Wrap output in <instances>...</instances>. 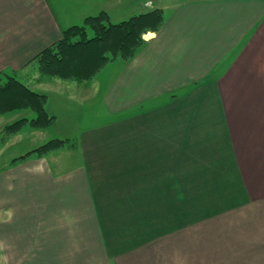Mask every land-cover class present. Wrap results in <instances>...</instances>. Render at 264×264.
Listing matches in <instances>:
<instances>
[{
  "label": "crops",
  "instance_id": "0c3cea01",
  "mask_svg": "<svg viewBox=\"0 0 264 264\" xmlns=\"http://www.w3.org/2000/svg\"><path fill=\"white\" fill-rule=\"evenodd\" d=\"M154 2L141 51L80 80L35 57L148 0H0V81L16 72L55 117L5 141L36 113L0 116V264H264V0Z\"/></svg>",
  "mask_w": 264,
  "mask_h": 264
},
{
  "label": "trees",
  "instance_id": "16d2710c",
  "mask_svg": "<svg viewBox=\"0 0 264 264\" xmlns=\"http://www.w3.org/2000/svg\"><path fill=\"white\" fill-rule=\"evenodd\" d=\"M164 23V10L158 7L120 22L112 21L108 12L103 10L87 16L81 24L69 26L59 40L35 57V61L39 70L50 76L80 80L91 78L111 61L135 57L146 43L144 34L159 30ZM5 74L7 79L0 81V116L19 109H32L36 113L32 119L22 117L8 124L4 129L5 136L18 133L27 123L35 128L48 127L55 119L46 110L48 95L34 89L16 72ZM67 141L50 139L17 157L16 161L33 153L45 155L65 146Z\"/></svg>",
  "mask_w": 264,
  "mask_h": 264
},
{
  "label": "rangeland",
  "instance_id": "374dc122",
  "mask_svg": "<svg viewBox=\"0 0 264 264\" xmlns=\"http://www.w3.org/2000/svg\"><path fill=\"white\" fill-rule=\"evenodd\" d=\"M166 1H168V2H170V3H166L165 5L166 6H164V8L167 10V9H170V7H172L173 5H174V3L175 2H177L178 0H166ZM154 3V4H153ZM154 7H157L156 6V4H155V2H154V0H148V3L146 4V9L147 10H152V9H154ZM109 14V13H108ZM110 16V15H109ZM111 18V17H110ZM112 20V19H111ZM113 21V20H112ZM144 37V36H143ZM75 63H76V65L78 66V61L77 60H75L74 61ZM41 72V74H43V75H47V74H44V73H42V71H40ZM101 72V71H100ZM106 74V73H105ZM47 76H50V75H47ZM54 77V76H53ZM26 81V80H25ZM32 87H33V85H31ZM3 115H5V114H3ZM35 128V127H34ZM46 128V127H45ZM45 128H36L37 130H39V129H45ZM5 131V130H4ZM5 133V132H4ZM15 134H17V133H15ZM15 134H12V135H15ZM12 135H7V136H5V134H4V137H3V135H2V139L3 140H7L9 137H11ZM16 140V139H15ZM25 140L26 139H24L23 141H22V143H20L19 144V146H20V148H23V146H24V144H25ZM8 141V140H7ZM65 146H60V147H58V148H55L54 150H52V151H55V150H59V149H63ZM14 149H19V147H14ZM52 151H50V152H48V153H46V154H49V153H51ZM37 156H41V155H37ZM43 156V155H42Z\"/></svg>",
  "mask_w": 264,
  "mask_h": 264
}]
</instances>
